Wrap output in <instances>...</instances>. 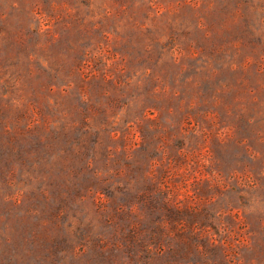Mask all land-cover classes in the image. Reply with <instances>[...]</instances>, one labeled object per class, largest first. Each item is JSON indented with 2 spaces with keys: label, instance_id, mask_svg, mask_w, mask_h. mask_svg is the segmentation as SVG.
<instances>
[{
  "label": "rangeland",
  "instance_id": "rangeland-1",
  "mask_svg": "<svg viewBox=\"0 0 264 264\" xmlns=\"http://www.w3.org/2000/svg\"><path fill=\"white\" fill-rule=\"evenodd\" d=\"M0 264H264V0H0Z\"/></svg>",
  "mask_w": 264,
  "mask_h": 264
}]
</instances>
